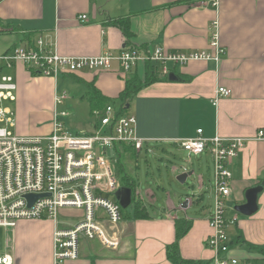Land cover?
I'll use <instances>...</instances> for the list:
<instances>
[{
  "label": "crops",
  "instance_id": "0c3cea01",
  "mask_svg": "<svg viewBox=\"0 0 264 264\" xmlns=\"http://www.w3.org/2000/svg\"><path fill=\"white\" fill-rule=\"evenodd\" d=\"M199 1L0 0V53L16 44L33 47L38 37L59 55L71 57L97 56L104 51L116 55L124 46L160 45L171 51L200 50L208 48L209 25L214 19L219 22L220 44L225 48L219 64L192 61L184 66H170L172 73L179 77L177 81H170L169 75L159 73L157 65L145 62L127 73L122 72L117 60H111L96 71L83 69L56 77L36 75L18 62L12 66L16 69L15 77L9 74L17 84L15 101L19 108L14 118L15 132L47 135L57 118L76 126L88 125L85 134H90L97 121L84 122L85 112L81 110L88 108L95 116L84 97V82H92L104 97L116 99L125 87V80L135 72L143 81L149 66L157 80L140 88L124 112L135 116L138 136L166 139L150 142L146 150L154 143L166 145L163 150L172 147L180 150L170 140L194 137L198 129H202L205 137L248 138L230 165L231 193L225 202L226 223H233L229 255L246 264H264L261 251L264 250V187L258 193L253 214L239 216L234 209L235 205L245 203L248 189L264 183V141L251 139L259 128H264V0H220L218 8L200 5ZM81 15L86 18L81 20ZM125 16L130 20L129 38L118 27L107 23ZM60 82L69 85L71 95L60 89ZM219 86L227 88L229 94L219 96L216 92ZM62 92L67 97L56 104L54 96ZM113 107L117 109L116 103ZM111 157L115 163V156ZM209 170L212 171L210 166ZM200 177L204 181L202 187L198 182L201 190L205 180ZM210 188L211 184L210 202L201 215L188 217L189 206L201 203L202 190L192 192L190 199V195L184 197L188 200L186 207L182 206L184 199L178 196L177 201H167L152 215L147 210L149 204H155L152 193L146 190L141 194L136 186L134 198L142 203L148 217L121 218L113 226L104 221V230L114 236L116 245L105 247L97 240L81 238L78 258L61 264H173L167 257V246L176 238V218L191 221L190 228L179 240L180 256L195 264H208L213 255L205 244L212 233L207 221L212 205ZM230 204L237 214H227ZM66 214L69 212L59 215L60 221L59 217L57 221L21 219L13 227H4L7 251L0 256L9 254L12 264H54L56 227H70L78 221L72 217L74 214Z\"/></svg>",
  "mask_w": 264,
  "mask_h": 264
},
{
  "label": "built area",
  "instance_id": "2783aa9c",
  "mask_svg": "<svg viewBox=\"0 0 264 264\" xmlns=\"http://www.w3.org/2000/svg\"><path fill=\"white\" fill-rule=\"evenodd\" d=\"M220 0H200V5L218 8ZM81 20L85 15L79 17ZM208 48L200 50H166L155 46H124L116 55L104 51L90 57L59 55L42 37L33 47L13 45L0 53V227H13L21 219L48 218L57 221L61 209H78L81 218L70 227L57 226L53 233L54 264L79 256L80 239L97 240L105 247H114V236L107 235L103 222L113 225L121 216L117 198L121 188L113 158L108 153L116 145H130L140 153L150 142L166 141L140 137L135 132L136 118L130 114L116 115L112 104L95 112L97 126L90 134L77 135L55 119L52 131L43 136L21 135L13 129L15 121L3 101H15L17 84L13 76L4 74L20 62L39 76L56 77L83 69L99 70L111 60H117L123 73L140 62L157 65L161 75L172 73L170 66H184L192 61L221 62L225 48L220 44L219 22L210 23ZM219 96L229 90L219 86ZM65 92L54 96L56 104L66 99ZM253 140L264 141V128H259ZM189 155L207 154L212 161V205L207 221L212 233L205 239L213 255L208 264H246L229 255L231 241L226 235V199L231 193L230 165L248 138L218 135L205 137L202 129L194 137L172 139ZM99 150V153H98ZM181 172H187L183 169ZM192 172V171H191ZM199 184L203 180L199 177ZM27 195H39L31 205ZM191 196H189V199ZM111 226V228H112ZM0 264H12L11 256H0Z\"/></svg>",
  "mask_w": 264,
  "mask_h": 264
},
{
  "label": "rangeland",
  "instance_id": "374dc122",
  "mask_svg": "<svg viewBox=\"0 0 264 264\" xmlns=\"http://www.w3.org/2000/svg\"><path fill=\"white\" fill-rule=\"evenodd\" d=\"M2 72L4 74L14 75L15 77L16 69L14 67L4 68ZM59 84L60 89L64 88L67 93H71L68 84L67 86H65L62 82H60ZM25 100L28 101V98ZM115 103L116 107L118 108L120 106L119 102L116 101ZM1 106L9 107L13 111V118H15V115L18 114L17 111L19 107L17 100L3 101ZM83 112H85V123L89 124L91 121H97L98 118L95 117L96 115L93 116L92 114H90L88 108L87 110H81V113ZM63 124L66 129L77 134H85L88 126H76L72 122H64ZM15 129L16 127L13 130L15 131ZM163 146L166 145L160 143L150 144L148 150L143 149L140 153H135L133 155L130 153H126L119 159L121 160L126 173H128L134 179L136 186L141 194L145 193L146 190L152 193L155 204L153 206H151L150 204L147 206V210L152 215H155L154 211L161 209L165 205V203H167V201L175 202L177 201L178 196L181 197V199H184L186 195L187 198L188 195L191 196L192 192L200 190L198 187V181L199 177L202 176L205 180L204 187L201 189L204 194L202 201L199 205L189 206L186 212L188 217H197L201 215L200 213L202 212V210H204L207 203L210 202L208 191V187H210V184H207V177L208 175H210L209 171H211L209 170V166L210 169H212V161L206 156L207 154L204 153L202 155H189L187 151L181 149L177 150L175 147L163 150ZM108 153L111 156L114 154L112 150H108ZM183 169H186L187 172L193 171V173L190 174L186 178L185 182L181 184L176 180V176ZM116 171L118 175L121 174V171ZM109 197L111 199L117 198L114 194H110ZM232 206V204L228 206L227 214L229 215L236 213ZM64 211L69 212V214H66L67 216H72V214H74L72 217L75 220H78L77 217L81 213L80 211H78V209H61L59 211V215ZM238 215L243 216V214L240 213H238ZM58 217L60 221L61 216ZM232 228L233 223H229L225 229L226 235L229 238L233 235ZM6 236V229L4 227H0V254L7 251V249L4 248V239Z\"/></svg>",
  "mask_w": 264,
  "mask_h": 264
},
{
  "label": "trees",
  "instance_id": "16d2710c",
  "mask_svg": "<svg viewBox=\"0 0 264 264\" xmlns=\"http://www.w3.org/2000/svg\"><path fill=\"white\" fill-rule=\"evenodd\" d=\"M107 23L109 25L118 27L126 38L131 36L129 16L114 18L108 20ZM156 80L157 78L154 76L152 68H149L148 66L146 68L145 79L141 81L137 73L134 72L131 74L125 80V87L116 99L104 97L92 82H84L86 86L84 97L88 100L92 113H95L96 111L102 112L108 104L113 105L116 101H118L120 106L116 109V115L119 116L124 114L129 100L135 96L140 88ZM112 150L114 152L113 156H115L116 159V170L121 171V174L118 176L120 183L122 186L129 187L132 190L131 204L126 208H122L120 206L122 218H147L148 215L144 211L142 203L138 200H135L134 198L136 183L134 179L128 173H126L123 164L119 159L126 153H130L132 155L135 154L134 149L130 145H116ZM190 225V220L185 218L175 219L176 238L171 244L167 246V257L173 264H195V261L193 260L182 258L179 254L178 247L180 238L187 232V230L190 228ZM261 251L264 252V250Z\"/></svg>",
  "mask_w": 264,
  "mask_h": 264
},
{
  "label": "water",
  "instance_id": "95a60500",
  "mask_svg": "<svg viewBox=\"0 0 264 264\" xmlns=\"http://www.w3.org/2000/svg\"><path fill=\"white\" fill-rule=\"evenodd\" d=\"M168 79L170 81H177L179 80V77L174 74L170 73L168 76ZM192 174L191 171L189 172H181L176 176V180L179 183H184L186 178ZM264 183H261L253 188H250L246 191L245 193V203L235 205L234 209L243 215H251L253 214L256 209H257V196L258 193L263 189ZM40 197L39 195H27V199L29 201V205L33 203V201ZM116 197L119 201V204L122 208H126L131 204V199H132V190L129 187L122 186L117 192H116ZM188 205V200H184L183 202V207H186Z\"/></svg>",
  "mask_w": 264,
  "mask_h": 264
}]
</instances>
